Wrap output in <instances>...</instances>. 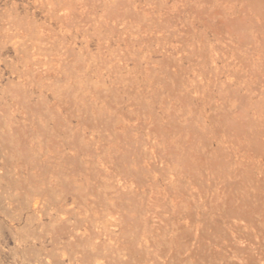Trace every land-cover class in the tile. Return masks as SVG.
Here are the masks:
<instances>
[{
	"label": "rangeland",
	"instance_id": "1",
	"mask_svg": "<svg viewBox=\"0 0 264 264\" xmlns=\"http://www.w3.org/2000/svg\"><path fill=\"white\" fill-rule=\"evenodd\" d=\"M0 264H264V0H0Z\"/></svg>",
	"mask_w": 264,
	"mask_h": 264
}]
</instances>
